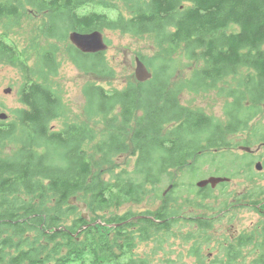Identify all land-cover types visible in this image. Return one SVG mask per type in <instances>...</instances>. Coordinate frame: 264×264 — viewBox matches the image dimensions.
<instances>
[{"label": "trees", "instance_id": "obj_1", "mask_svg": "<svg viewBox=\"0 0 264 264\" xmlns=\"http://www.w3.org/2000/svg\"><path fill=\"white\" fill-rule=\"evenodd\" d=\"M29 9L43 17L40 33L49 42L38 56V70H30L28 59L9 37L10 28L0 29V63L18 68L23 79L17 91L22 107L9 122L0 123V264L133 260L134 236L126 232L128 228H138L139 239L145 241L150 232L169 230L177 222L171 219L177 212L168 208L176 197L173 192L160 195L158 186L173 179L174 171L199 169L197 162L218 159L222 164L225 150L245 144L233 145L227 137L247 129L264 103V0H0V22L18 20ZM229 27L237 31H228ZM93 31L149 37L155 54L148 61L138 58L152 68V78L112 90L87 83L82 89L84 119L74 122L52 85L60 53L54 42L63 44L71 32ZM65 49L79 72L113 75L105 52L82 54L70 43ZM180 58L184 67L201 66L185 78L173 79ZM227 78L233 79L235 88L226 93L230 98L226 124L181 105L183 92L207 93ZM55 121L61 123L59 129L53 127ZM250 139L264 140L262 130L255 129ZM130 160L131 169L120 167ZM243 163L237 158L230 161L236 171L232 176ZM212 191L206 186L195 197L203 201ZM71 198L95 212L152 198L164 201L157 211L141 215L154 219L123 225L132 215L109 218L106 224L114 232L109 237L99 226L102 221L88 222L68 204ZM252 199L249 203L261 204ZM190 221L197 228L187 239L212 228L208 221ZM246 245L257 253L251 264H264V226L257 234L239 236L236 244L220 245L223 257L214 263L240 264Z\"/></svg>", "mask_w": 264, "mask_h": 264}, {"label": "rangeland", "instance_id": "obj_2", "mask_svg": "<svg viewBox=\"0 0 264 264\" xmlns=\"http://www.w3.org/2000/svg\"><path fill=\"white\" fill-rule=\"evenodd\" d=\"M117 6L119 10L126 12L122 4H117ZM86 10L110 13V11L103 8H87ZM43 21L41 15L29 9L18 20L0 22L2 31H6L7 27L10 28L9 37L13 39L28 59L31 71L39 69L38 56L49 45V42L40 33ZM228 29V31H237L235 27H229ZM102 34L108 46L104 57L108 67L113 69L111 77H95L79 72L72 65L66 54V45L70 43L68 38L63 44L54 42L59 46L60 53L56 57L57 74L51 81L56 91L63 97L66 105L65 112L71 121L75 122L84 119L83 108L85 100L82 95L84 85L95 83L102 85L106 90L122 89L127 86L128 82L136 81L134 77L135 58L140 55L139 57L148 61L155 54L152 40L147 36L134 37L118 32H103ZM179 63L180 65L177 71L174 72L173 79L179 76L185 78L186 75L190 74L189 71L192 68L201 66L200 64L190 63V67H184V62L181 58ZM148 70L153 73L152 68H148ZM22 83V74L18 68L0 63V114L3 113L8 116L3 122H9L13 117V112L22 107L17 97V91ZM233 88H235L233 79L227 78L218 85L217 89L207 93L196 95L183 92L179 101L181 105L193 110H201L204 114L226 124L227 116L225 115V110L227 103L230 102V98L226 97V93L233 90ZM6 89H10L11 92L5 94L4 90ZM262 105H260L261 109L256 117L249 122L247 129L227 137L233 145L245 142L241 146L249 147L251 151L256 150L260 141H251L250 137L255 129L262 128L264 130V108ZM0 123H2L1 120ZM93 126L97 127L96 124H93ZM53 127L59 129L61 123L55 121ZM224 152L227 153L222 158V164H219L218 159H212L211 162H197L199 169L185 168L179 172L174 171L172 172L173 179L167 178L158 186L160 195L164 194V192H166L165 195L173 192L172 197H176L172 205L167 204L170 210L185 218H210L212 219V228L206 234L195 237L190 236L187 239L188 232H193L196 226L185 220H177L169 230L150 232L151 237L145 241L139 239L138 228L135 226V228H128L126 232H133L131 234L134 236L132 239L134 246L130 258L141 261L144 264H215V261H219L223 257L222 249L219 248L220 245L229 246L230 244H236L239 236L257 234L258 231H261L264 226V169L260 172L256 171L254 169L255 159L249 154L247 155L240 151L238 147L228 151L225 150ZM236 158L239 161L243 160L244 166L237 175L232 176L236 171L232 169L229 163ZM261 158L264 159V154L261 155ZM131 162L132 160L127 165L119 162L122 163L120 167L131 169ZM224 176L230 178V182L226 186L221 187L219 185L216 187L210 193V198L200 201L201 199L195 197L198 190L196 187L197 182L209 177ZM174 183L178 184V189H171ZM169 187L171 190L168 189ZM224 198L227 203L235 199L234 204H238V206L231 211L223 213ZM251 199L253 201L254 199L261 201V204H257L259 205L258 208L243 206L244 203H249ZM163 201L160 198H152L139 204L128 203L113 207L104 212H95L93 208L86 204L84 213L89 220L96 218L102 221L99 226L106 228L104 232L109 237H112L114 235L111 229L112 225H106V221L109 218L126 216L127 214L137 217L148 212L153 213L163 205ZM190 201L192 203H189ZM78 203L84 204L81 201ZM102 228L98 229L99 233ZM195 250H198L196 254L194 253ZM252 250L253 247L251 245H246L242 249V256L239 259L240 264H251L253 257L257 255ZM126 260L128 258L121 259V262Z\"/></svg>", "mask_w": 264, "mask_h": 264}, {"label": "water", "instance_id": "obj_3", "mask_svg": "<svg viewBox=\"0 0 264 264\" xmlns=\"http://www.w3.org/2000/svg\"><path fill=\"white\" fill-rule=\"evenodd\" d=\"M68 40L70 44L80 53L82 54H97L105 52L108 49L107 44L104 41L103 34L99 31H93L90 33H78L71 32L68 34ZM135 69H134V77L136 81L143 83L152 78V73L148 70L146 65L138 58H135ZM11 92L10 89L4 90L5 94H9ZM264 108V103L262 105ZM7 115L1 113L0 120L4 121L7 119ZM238 149L244 153H249L251 149L249 147L240 146ZM254 169L258 172L262 170V166L260 163L254 165ZM230 182V179L227 177H209L204 180H200L196 183V187L199 189L205 188L209 186L210 188H215L219 184ZM170 189V187L168 188ZM166 192H164L165 195ZM70 205H76L78 209L82 212V217L86 218V214L83 212L85 209V205L76 204V198H71L68 201Z\"/></svg>", "mask_w": 264, "mask_h": 264}, {"label": "flooded vegetation", "instance_id": "obj_4", "mask_svg": "<svg viewBox=\"0 0 264 264\" xmlns=\"http://www.w3.org/2000/svg\"><path fill=\"white\" fill-rule=\"evenodd\" d=\"M261 130H262V133L264 134V130L262 129V128H260ZM240 147V146H239ZM247 155L249 154V156H251V157H253V159H255L254 161H256V163L255 164H257V163H260L261 164V166H262V170L264 169V159L263 158H261V155L262 154H264V140H262V141H260L259 143H258V145H257V148H256V150L255 151H250L249 153H246ZM254 164V165H255ZM230 179V178H229ZM226 184H228L229 182H225ZM223 184V183H222ZM219 185H221V184H219ZM218 185V186H219ZM218 186H216V187H218ZM215 187V188H216ZM206 188V187H205ZM215 188H211V190H214ZM171 189H172V187H171ZM170 189V190H171ZM204 189V188H203ZM199 190V189H198ZM224 203H223V210H224V212L223 213H225V212H227V211H231L232 209H234V208H236L237 206H238V204H234L235 203V199H234V201H228V203L227 202H225L226 201V199L224 198ZM76 204H79L78 202H77V200H76ZM263 204H264V201H263ZM76 206V205H75ZM243 206H248V207H255V208H258V206L259 205H254L253 203L252 204H250V203H244L243 204ZM77 207V206H76ZM78 208V207H77ZM85 208H86V206H85ZM85 210V209H84ZM256 210H258V209H256ZM84 212V211H83ZM81 214H82V212H81ZM222 215V214H221ZM129 219H127V220H123V225H126V224H130L132 221H135V220H138V219H154V217H151V216H137V217H134V216H130V217H128ZM177 219L178 221H182V220H185V221H187V222H189L191 225H194V226H196V223L194 222L193 223V221H190V220H196V219H200L201 221H208V223L211 225V222H212V219H204L203 217H183V216H175V217H172L171 219ZM88 219V218H87ZM88 222H90V220L88 219ZM107 225V224H106ZM113 228V227H112ZM197 228V227H196ZM116 229V228H115ZM110 264H119V263H115V262H112V263H110ZM122 264H140V261H136V260H129V258H128V260H126V261H124V262H122Z\"/></svg>", "mask_w": 264, "mask_h": 264}, {"label": "bare ground", "instance_id": "obj_5", "mask_svg": "<svg viewBox=\"0 0 264 264\" xmlns=\"http://www.w3.org/2000/svg\"><path fill=\"white\" fill-rule=\"evenodd\" d=\"M132 5V4H131ZM89 31V30H88ZM214 83V82H213ZM212 84V83H211ZM202 87V86H201ZM195 88V87H194ZM238 109V108H237ZM237 114V113H236ZM111 123V122H110ZM185 126H187V125H185ZM26 129V128H25ZM90 135V134H89ZM24 137V136H23ZM182 140V139H181ZM183 141V140H182ZM194 142V141H193ZM167 173V172H166ZM158 179V178H157ZM86 187V186H85ZM140 202V201H139ZM106 203V202H105ZM104 207V206H103ZM166 219V218H165ZM72 223V222H71ZM42 225V224H41ZM159 231H161V230H159ZM90 234V233H89ZM47 236V235H46ZM45 237V236H44ZM65 237V236H64ZM76 252V251H75ZM58 255V254H57ZM119 256V255H118ZM74 260V259H73ZM71 263V262H70Z\"/></svg>", "mask_w": 264, "mask_h": 264}]
</instances>
